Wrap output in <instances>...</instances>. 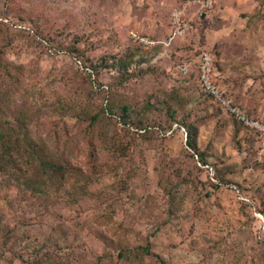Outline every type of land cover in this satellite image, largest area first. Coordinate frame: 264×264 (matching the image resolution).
Listing matches in <instances>:
<instances>
[{"label":"rangeland","instance_id":"rangeland-1","mask_svg":"<svg viewBox=\"0 0 264 264\" xmlns=\"http://www.w3.org/2000/svg\"><path fill=\"white\" fill-rule=\"evenodd\" d=\"M180 1L0 0V61L21 79L4 85L3 117L26 109L31 138L73 169L44 194L0 175V264L32 259L38 242L51 249L48 264H264V141L179 72L210 52L220 89L264 121V4L213 0L188 11L195 30L170 42ZM130 32L162 44L138 48ZM124 55L131 74L121 84L100 66ZM167 99L197 127L207 166L161 110L146 113V131L108 113L129 103L141 117L146 102ZM127 130L134 146L119 159L111 137ZM223 168L232 184L215 189Z\"/></svg>","mask_w":264,"mask_h":264},{"label":"trees","instance_id":"trees-1","mask_svg":"<svg viewBox=\"0 0 264 264\" xmlns=\"http://www.w3.org/2000/svg\"><path fill=\"white\" fill-rule=\"evenodd\" d=\"M184 1L185 0H181L180 3H178L175 7H178ZM260 1L264 4V0H260ZM189 11L190 12L194 11L197 13V15H199V13L201 12L197 7H193ZM190 12H188L186 15V18L188 20H190L188 18V14H190ZM191 23L194 26V23L192 21ZM169 27L171 30L170 13H169ZM169 38L170 36L168 35V39ZM129 39L130 41L135 43L130 38V36ZM150 39L157 42V44H162L160 41H157L156 39H152V38ZM173 40H171L170 42H172ZM163 43L166 44L165 42ZM135 44L138 45L137 43ZM136 47L143 48L142 45H138ZM211 56L213 58L212 66L215 71L214 57L212 54ZM126 57L127 55H124L119 58L118 57L113 58V61L111 63L101 64L100 67L113 68L116 73V75L113 78H115L116 80L117 79L123 80L120 81V83L122 84L124 81H127V79H129V76L131 74L130 72H128V68L130 65L128 61H125ZM90 67L93 68L92 70H96L99 68L96 65L94 66L90 65ZM183 67L187 70V72L185 75H183V73L180 74L183 77H187L188 82H191L193 79V75H195L196 83L198 84V87L201 91L200 83L198 81L199 73H198L197 65L195 66V70H193L191 68L190 63L184 62L179 68V72L180 69ZM17 73H14V75L13 73H10V71H8L7 68L3 66L0 61V175L6 178L7 184H11L15 188H19V187L21 189L24 188L25 190H29L34 194L37 193L44 194L47 182L49 181L57 182L56 181L57 179L64 180L66 176L69 173H71L73 169L66 160L61 161L59 159H56V156L47 149L46 144L38 143L31 138L27 128V123L24 120L27 116L26 115L27 112H24L23 114V111L26 109L20 107L7 119L3 117L4 108L8 107L9 98H10L9 93L7 92L8 91L7 88H4L7 86L4 85H6V83H12L13 85L15 83H19L21 79L19 78V75L18 77H16ZM214 82L217 86L219 85L217 83L215 76H214ZM203 94L210 99L208 95H206L205 93ZM226 96L232 100L234 106H237L243 110V108L238 103H236L234 99H232L227 94ZM170 101H171L170 99L169 100L167 99L165 103L161 105L157 103H150V101L146 102L143 106V110L140 108L143 112L141 117H137L138 116L137 111L135 110L138 109H134L133 106L130 105L129 103L116 104L115 109L114 110L109 109L108 113L111 118L115 116L120 120V123H122L123 125H128V128L146 131L148 127L147 125L148 118L146 117V113L161 110L160 112L167 117V120H170L169 127H171L172 125H177L178 128L181 127L186 128V133H185L186 149L188 150L189 153H191L190 154L191 156L197 158L198 163H200L202 166H207L208 162L206 159V155L200 152L197 147V139H196L197 127L191 124L186 125L183 119L179 117L181 114H183L181 113L182 111L180 110L181 108H179V111H177L176 109H172V104L170 103ZM250 118L257 119L252 116H250ZM97 119H98L97 115L92 116L93 122H95ZM232 120L237 126L243 127L239 122L235 121V119L232 118ZM260 121L264 122L263 120ZM253 134L257 136L255 133ZM134 140L135 137L130 138L129 130H127L126 134L123 135L116 134L111 137V144L109 150L116 157H119V159L127 158L129 151L134 146ZM225 171L226 169L223 168L221 174L220 173L219 175L214 174V177L217 178L218 180V185H213L215 189H218L223 185L232 184L229 180H226L224 178ZM62 180H60L59 182H62ZM65 197L74 198L68 189L65 190ZM50 250L51 249L46 243L38 242L37 246L33 247L34 256H32V259L27 261L21 259V257L18 256L17 259L20 260L22 264H48V262L47 263L44 262V258H46L47 261L53 259V256H51L50 254L51 253ZM128 252L131 253V251ZM118 254L120 257H123L125 255V250H120Z\"/></svg>","mask_w":264,"mask_h":264},{"label":"built area","instance_id":"built-area-1","mask_svg":"<svg viewBox=\"0 0 264 264\" xmlns=\"http://www.w3.org/2000/svg\"><path fill=\"white\" fill-rule=\"evenodd\" d=\"M193 7H197L199 11H209L213 7V0H185L178 7L173 8L170 12L171 30L169 41L184 37L194 31L191 21L186 18L188 11ZM129 36L135 43L143 47L150 48L157 45V42L135 32H130ZM212 64L213 58L211 54L203 51L197 61L198 81L201 91L208 95L211 101L225 114L235 119L246 130L255 133L257 137L264 141V122L248 117L241 108L233 105L232 100L226 96L225 91L215 84V74ZM180 70L183 75L187 72L184 67Z\"/></svg>","mask_w":264,"mask_h":264},{"label":"water","instance_id":"water-1","mask_svg":"<svg viewBox=\"0 0 264 264\" xmlns=\"http://www.w3.org/2000/svg\"><path fill=\"white\" fill-rule=\"evenodd\" d=\"M200 17L201 18H204L205 17V14L204 13H201Z\"/></svg>","mask_w":264,"mask_h":264}]
</instances>
